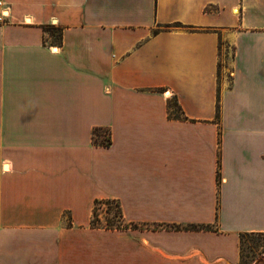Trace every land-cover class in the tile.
<instances>
[{
	"label": "crops",
	"instance_id": "crops-1",
	"mask_svg": "<svg viewBox=\"0 0 264 264\" xmlns=\"http://www.w3.org/2000/svg\"><path fill=\"white\" fill-rule=\"evenodd\" d=\"M3 2L0 264H238L264 232V0ZM107 198L129 227L91 226Z\"/></svg>",
	"mask_w": 264,
	"mask_h": 264
},
{
	"label": "trees",
	"instance_id": "trees-1",
	"mask_svg": "<svg viewBox=\"0 0 264 264\" xmlns=\"http://www.w3.org/2000/svg\"><path fill=\"white\" fill-rule=\"evenodd\" d=\"M180 26L181 24H177ZM44 29L53 36L54 42L57 44H60L62 42V28L57 27L55 25H47L44 27ZM224 41L220 40V46H223ZM222 63H220L221 68ZM220 97V95H219ZM169 107L173 109V111L170 113L171 116H175L176 118H182L184 117L182 107L180 106L178 99L176 97H173L169 101ZM220 99L218 100L217 104V119L220 120ZM104 128H95L93 131V139L96 144L100 145H110L112 142L111 134L109 137V142H104L101 140L102 133ZM220 145H221V131H220ZM220 156V153H219ZM221 161L219 159V169H218V182L219 185L221 184ZM107 207L105 212L107 213L106 216H103L100 213L101 206ZM91 226L94 228H106V229H121L129 227V224L125 222L122 208L116 199L107 198V199H101L96 200L95 208H94V215L91 220ZM190 229H210V226H198V225H192L188 226ZM249 236H264V232H244L240 234V259H243V242L246 237Z\"/></svg>",
	"mask_w": 264,
	"mask_h": 264
},
{
	"label": "rangeland",
	"instance_id": "rangeland-1",
	"mask_svg": "<svg viewBox=\"0 0 264 264\" xmlns=\"http://www.w3.org/2000/svg\"><path fill=\"white\" fill-rule=\"evenodd\" d=\"M222 58H221V71L220 76L224 77L225 75L231 76L229 69V61L232 56V49L227 48V45L223 44L222 46ZM107 207L101 206L100 213L103 216H106L105 212ZM243 259L239 261L238 264H264V236H249L246 237L243 242Z\"/></svg>",
	"mask_w": 264,
	"mask_h": 264
},
{
	"label": "built area",
	"instance_id": "built-area-1",
	"mask_svg": "<svg viewBox=\"0 0 264 264\" xmlns=\"http://www.w3.org/2000/svg\"><path fill=\"white\" fill-rule=\"evenodd\" d=\"M8 16V10L5 7V3L3 0H0V21H3ZM110 130L107 128H104L101 140L104 142H109L110 137Z\"/></svg>",
	"mask_w": 264,
	"mask_h": 264
}]
</instances>
